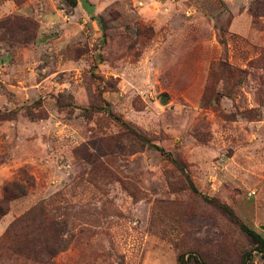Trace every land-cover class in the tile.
<instances>
[{
    "label": "rangeland",
    "instance_id": "obj_1",
    "mask_svg": "<svg viewBox=\"0 0 264 264\" xmlns=\"http://www.w3.org/2000/svg\"><path fill=\"white\" fill-rule=\"evenodd\" d=\"M12 181L0 264L33 206L53 264H264V0H0Z\"/></svg>",
    "mask_w": 264,
    "mask_h": 264
},
{
    "label": "trees",
    "instance_id": "obj_2",
    "mask_svg": "<svg viewBox=\"0 0 264 264\" xmlns=\"http://www.w3.org/2000/svg\"><path fill=\"white\" fill-rule=\"evenodd\" d=\"M71 4H75L71 1ZM25 194V189L21 183L12 181L2 186L0 192V219L8 212V203ZM33 226V230L29 227ZM50 229L48 235L44 227ZM29 228L30 231L19 239L15 236L17 229ZM61 228L58 222L46 217L45 211L41 206H33L22 216L12 220L4 231L3 238L9 240L17 238L14 241V250L22 254L24 259L34 264H53L54 255L61 248L60 239ZM256 245V250L264 252V239L252 231H247ZM13 241V240H12Z\"/></svg>",
    "mask_w": 264,
    "mask_h": 264
},
{
    "label": "water",
    "instance_id": "obj_3",
    "mask_svg": "<svg viewBox=\"0 0 264 264\" xmlns=\"http://www.w3.org/2000/svg\"><path fill=\"white\" fill-rule=\"evenodd\" d=\"M261 229L264 231V226H261Z\"/></svg>",
    "mask_w": 264,
    "mask_h": 264
},
{
    "label": "crops",
    "instance_id": "obj_4",
    "mask_svg": "<svg viewBox=\"0 0 264 264\" xmlns=\"http://www.w3.org/2000/svg\"><path fill=\"white\" fill-rule=\"evenodd\" d=\"M2 227H3V226H2ZM2 227L0 228V231H1Z\"/></svg>",
    "mask_w": 264,
    "mask_h": 264
}]
</instances>
